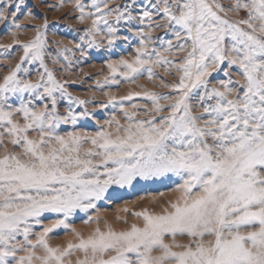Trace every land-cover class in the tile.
<instances>
[{"label": "snow or ice", "instance_id": "snow-or-ice-1", "mask_svg": "<svg viewBox=\"0 0 264 264\" xmlns=\"http://www.w3.org/2000/svg\"><path fill=\"white\" fill-rule=\"evenodd\" d=\"M22 7L0 0L13 24ZM134 8L111 7L109 0L73 5L76 19L91 20L81 37L89 49L130 42L120 28L139 23L132 58L108 63L104 85L135 83L146 74L167 89L141 87L119 99L109 95L100 107L119 105L121 118L113 114L93 135L58 131L92 113L57 111L65 97L80 105L88 101L68 95L45 64L52 55L46 17L32 39L13 41L22 55L0 82V264H264V0H231L227 6L220 0H150L136 15ZM229 13L243 16L233 20ZM154 31L163 35L153 37ZM0 48L11 55L12 45ZM74 50L85 54L77 43L57 52L52 62L67 61L64 66L70 67L68 54ZM36 62L39 79H24L29 74L24 66ZM220 72L226 78L210 87ZM135 98L146 103H131ZM37 101L43 106L36 107ZM172 177L181 181L172 189L179 193L175 200L159 212L131 213L142 225L116 231L104 223L102 229L97 218L87 237L73 229L75 242L50 245L51 233L67 229L77 211L95 208L113 186ZM48 217L54 218L43 226ZM37 226L41 230L34 235Z\"/></svg>", "mask_w": 264, "mask_h": 264}, {"label": "rangeland", "instance_id": "rangeland-1", "mask_svg": "<svg viewBox=\"0 0 264 264\" xmlns=\"http://www.w3.org/2000/svg\"><path fill=\"white\" fill-rule=\"evenodd\" d=\"M13 2H19L23 7L19 10V14L15 20V24L21 25L19 29L13 24V20L8 10L0 8L6 12L5 17H0V45H12L11 55L5 56L4 48H0V82L3 81V77L8 74L9 71L19 62V57L22 55V48L19 45L13 43L14 40H19L21 43L27 42L34 36V28L43 22L46 17L48 21V29L46 30V40L48 41V51L51 52V56H46L45 64L50 70H53L56 79L63 83L67 89L68 95L77 99L88 101L85 105H80L75 101L70 102L67 97L60 99L57 104V111L61 115H65L69 108L73 113L79 117V113L85 111V109L92 113L87 118H79L75 125L61 124L58 131L61 135L66 134L69 131L86 132L89 135L95 134L100 131L102 126H105V120L111 119L113 114L117 115V118H121V112L119 105L113 107L108 105L106 108H101L100 105L107 104L109 95L117 97L126 95L130 91H140L141 87L150 91L166 92L167 89L158 87V81H148L146 74L143 77H138L135 83L121 81L116 85H104V78L109 76L108 63L119 60L121 58L131 59L135 48L138 46V37L134 35L136 27L139 26L138 21H133V27L130 29L127 26L120 28V35L131 37L130 42L118 41L117 45L111 49H98L87 47V44L81 40V37L85 35V30L90 26L91 20H86L81 23L76 17L78 13L73 11V5L75 0H65L63 7L58 10L48 11V5H55L60 0H46V3H41V0H13ZM155 2V0H151ZM222 4L227 6L231 0H220ZM111 7H116L118 4H135V8L132 10V14L136 15L142 10L143 7L150 5V0H109ZM34 14V17H30L28 13ZM233 20L240 19L243 13L234 15L228 14ZM110 22L114 20L113 17H109ZM123 25L124 22L121 21ZM146 30V29H145ZM153 37L163 35L162 31H154ZM100 37H97V41ZM77 43L83 44L85 54L81 56L79 50H74L69 53L70 67H65L64 64L67 61L61 63H53V58L56 53L61 51L64 47L75 49ZM25 68L29 69V74L24 76V79L35 82L39 79V74L42 71L39 62L32 65H25ZM117 79H121L119 76ZM224 77L223 72L213 74L210 80V87L214 86L216 81ZM175 76L170 78L174 80ZM233 79L238 77L233 73ZM97 82L102 87H97ZM108 95H105V94ZM59 95V93H57ZM17 105L19 101L15 102ZM44 103H47L45 101ZM131 103H137L144 105L146 102L142 98H135ZM36 107H42V102H35ZM130 102H125V107H129ZM199 111L198 109L196 110ZM121 122L123 120L121 119ZM11 147L10 145L8 146ZM3 148H0V152ZM180 179L172 177L171 180L165 179L164 181H140L137 184L129 185L124 188H118L113 186L109 189L105 197L99 201H96V207L90 209L87 213L77 211L68 219V228H60L50 234L49 243L52 246L63 247L69 241L74 240L73 229L81 233L84 237H87L97 226L95 221L97 218L101 221L99 226L103 229L104 223L112 225L114 230L121 231L127 230V228L135 223L142 225V221L137 220L132 212L141 211L147 208L150 212H159L162 205H166V202L173 201L179 195L172 189L176 184L180 183ZM163 193V197L160 196ZM127 208L125 212L123 209ZM119 217V219H117ZM54 217H48L43 221V226H47L51 223ZM91 219L93 222L85 224L84 221ZM41 230V226H37L34 230L38 233ZM33 235V238H34ZM179 242H187L179 241ZM23 253H20L22 255ZM74 259V257H73Z\"/></svg>", "mask_w": 264, "mask_h": 264}]
</instances>
